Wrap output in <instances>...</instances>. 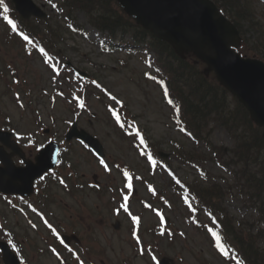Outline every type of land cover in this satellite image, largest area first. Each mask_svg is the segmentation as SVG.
Returning a JSON list of instances; mask_svg holds the SVG:
<instances>
[{
  "label": "rangeland",
  "instance_id": "1",
  "mask_svg": "<svg viewBox=\"0 0 264 264\" xmlns=\"http://www.w3.org/2000/svg\"><path fill=\"white\" fill-rule=\"evenodd\" d=\"M33 1L36 5L45 7L46 12L50 10V7L46 5L49 0ZM252 7L256 15L261 18L263 8L258 0L253 3ZM76 20L87 28L86 33L89 40L67 32L64 36L66 44L62 45L61 48L65 50L64 53L68 62L70 61L75 66L95 74L99 83L105 88V92L99 91L102 94H99V96L103 97V99L101 98L102 101L96 94L82 98L86 109L78 120V127L84 128L102 142L106 153L105 159L108 161L109 167L117 163V165L121 164L134 168L139 174H143L146 180L152 182L155 190L163 196V200L169 203L165 208L162 205L151 203V195L145 187L141 188L140 194L138 193L137 196H134L137 199L131 203L132 212L141 218L139 223L144 243L147 245L152 244V247L158 249L157 255L163 253L162 255L174 259L176 264H203L202 261H207L209 264H227L213 252L209 246L208 238L201 231L196 230L191 223L189 215L185 212L184 203H181L182 192L180 190L175 191L167 185L168 180L175 177L178 180L190 183L195 181L198 173L189 166L181 165L175 158L170 161V170L161 168L162 171L148 172L146 161L142 160L138 150L131 147L132 143H136L135 138L133 137L132 143L130 139L122 138L119 130L114 127V122L111 120L109 113H107L104 103L117 108L126 117L136 116L137 125L144 127L148 137L160 144L161 150L159 151L162 154L163 152L171 153L169 141L173 139L182 143L188 150L197 152V154L203 155L207 151L201 146H192L189 141L178 135L177 131L170 125L168 122L169 111L164 102H162L160 91L152 82L146 81L145 73L151 71H148L149 68L145 66L142 60L144 58H141L138 54L136 56H128L126 52L108 54L105 49H101L96 43H93L96 42L99 35L85 24V17L79 13ZM7 29V25L0 20V69H3L6 74H8V69H11L15 75L13 78L19 81L21 78L25 79L27 86L33 90L34 103L29 105L28 103L26 104L28 99L25 100L24 104L28 108L26 113L23 109L12 105V98L6 87V84L13 81V78L9 75L0 80V94L2 96L0 111L4 110L5 114H9L11 120L19 126V130L26 135L29 132L35 135L40 133L35 124L37 116L43 119L42 128L54 125L50 116H55L57 126V129H54L55 133H65L68 130L67 123L75 119L72 109L74 111L78 110L74 106L75 95H73V102L59 97L56 99L55 104L57 105L52 106L49 103L47 104L45 100L39 101L41 99L39 94H42L41 90L44 94L48 92L53 94V91L56 92L60 87H66L68 85L66 80L68 75L62 73L64 71L62 70L61 75L57 76L47 68L40 56L28 58L21 52V45L8 46L7 43H4L3 37L8 31ZM246 39H249L254 44L256 43L251 32L247 33ZM250 56H254V54H250ZM6 67L10 68L4 69ZM80 85H77V89L80 88ZM37 109L38 111L34 113ZM93 113L94 117L91 116ZM3 123V116L0 113V125ZM212 142L215 145H225L227 147L231 145L226 136L219 131L214 133ZM70 151V161L77 168V174L80 175L81 180L85 183L86 181H91L92 177L97 175V180L102 187L100 193H103L104 196L97 195V191H88L91 193L80 195L75 202L65 197L64 201L71 202L68 203L69 207L65 212H72V219L75 222H80V234H86L85 238L89 234L97 232L100 248L107 251L105 255H101V260L106 264H116L115 262L120 258L122 259V257H133L136 252L129 246L131 243L129 223L124 217L123 219L121 217L114 218L111 215L113 205L110 197L112 195L107 188L108 186L116 188L118 180L114 175H105L101 166L90 157L87 151L81 148L79 143L75 142ZM167 161L169 162V160ZM202 168H204L208 176L210 175L209 177L228 179L222 170L212 163H202ZM226 183L231 184L228 180ZM235 198H237L236 194L232 198L227 196L224 200L228 212L237 219L246 218L255 222L253 211L248 208L242 209L244 207ZM139 200L144 201L150 208L142 210L138 203ZM154 208L161 211L168 218L166 224L177 237L173 243H169L167 238L160 239L162 241L160 243L156 242V239L152 240L149 238L148 231L155 227L156 221L158 222L157 215L152 210ZM80 211L81 213L79 214ZM88 212L95 213L91 217L97 223L93 225L92 230L87 229L88 224L85 222ZM200 213L199 218L205 220V213ZM117 220L121 224L119 232H115L111 228V224ZM255 223L257 224V222ZM100 248H98V251ZM136 262L139 263V261Z\"/></svg>",
  "mask_w": 264,
  "mask_h": 264
},
{
  "label": "trees",
  "instance_id": "2",
  "mask_svg": "<svg viewBox=\"0 0 264 264\" xmlns=\"http://www.w3.org/2000/svg\"><path fill=\"white\" fill-rule=\"evenodd\" d=\"M223 8L244 17L249 11L247 0H215ZM66 10L83 12L90 16L89 22L100 31H106L110 36L118 33L121 36H132V41L145 44L157 58L156 64L162 70L172 96L180 103V115L187 129L195 138L207 141L214 129H221L234 144L229 153V161H223L225 149L213 147L214 156L224 165L235 164L239 167V180L235 187L248 199L256 200L260 204L257 211L264 224V143L261 132L252 121H249L246 112L238 105L227 100V93L220 88L211 76L202 75L203 67L192 60H180L174 55L170 46L155 40L139 26L133 24L125 14L119 11L115 0H64ZM235 21V16L232 17ZM58 25V24H57ZM51 28V25L46 26ZM254 26L251 30H254ZM263 35V32H261ZM256 46L257 51L262 48L264 55V41L260 37ZM261 52V51H260ZM216 152V153H215ZM236 176V175H235ZM245 180V182L243 181ZM243 181V182H241ZM216 188V187H215ZM215 190L214 188H211ZM202 195L207 197L203 191ZM219 199V195L213 196ZM209 194V200H212ZM218 209V208H217ZM224 231L229 234L247 256L249 264H264V247L259 249L258 239L264 240V227L256 235H244L236 230L226 216L222 222Z\"/></svg>",
  "mask_w": 264,
  "mask_h": 264
},
{
  "label": "water",
  "instance_id": "3",
  "mask_svg": "<svg viewBox=\"0 0 264 264\" xmlns=\"http://www.w3.org/2000/svg\"><path fill=\"white\" fill-rule=\"evenodd\" d=\"M14 1L23 17L26 5L35 8L29 0ZM118 3L136 23L173 46L180 56L193 53L205 62L221 85L243 103L253 121L263 128L264 138V64L243 60L233 53L230 48L237 46L238 34L218 15L213 4L208 0H118ZM163 21H169L170 25ZM172 25L196 30L175 31Z\"/></svg>",
  "mask_w": 264,
  "mask_h": 264
},
{
  "label": "snow or ice",
  "instance_id": "4",
  "mask_svg": "<svg viewBox=\"0 0 264 264\" xmlns=\"http://www.w3.org/2000/svg\"><path fill=\"white\" fill-rule=\"evenodd\" d=\"M0 9H2V11H3V18H4V20L7 21V23L11 26L12 30L15 31L16 30V25L13 24L12 21L8 18V15H7L8 9H7V7L4 6L3 0H0ZM24 40L25 41H28V37L25 36L24 37ZM28 42L31 43V41H28ZM40 51H41V53L44 52L43 49H40ZM45 63H48V60L47 59L45 60ZM135 135L137 137H140V132L137 131L135 133ZM140 143H141V145L144 144V140H143L142 137H140ZM141 155H146V150L144 152H141ZM149 161L151 162V157H149ZM101 164L104 165L105 168L107 169V165L105 164V162L103 160H101ZM128 187L131 188V185H128ZM125 200H127V197H125ZM122 207H124V206H122ZM125 211H127V208L126 207H125ZM157 214L159 215V213H157ZM133 221H136V217H133ZM161 221L163 222V218H161ZM211 235L214 238L216 247L218 248V250L220 251V253L222 255H224L225 257H227L228 256V252L225 249L224 244L221 242V239H220L219 235L217 233H215V232H212ZM153 259H155V257H153ZM233 259H234V257H233ZM237 264H238V262H237Z\"/></svg>",
  "mask_w": 264,
  "mask_h": 264
},
{
  "label": "bare ground",
  "instance_id": "5",
  "mask_svg": "<svg viewBox=\"0 0 264 264\" xmlns=\"http://www.w3.org/2000/svg\"><path fill=\"white\" fill-rule=\"evenodd\" d=\"M162 23H163V24H166V25H170L169 21H163ZM172 28H173V30H175V31L184 30V31H187V32H191V31L196 30V29H189V28L183 27V26H181V25H180V26L172 25ZM195 33H196V31H195Z\"/></svg>",
  "mask_w": 264,
  "mask_h": 264
}]
</instances>
